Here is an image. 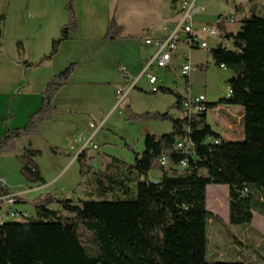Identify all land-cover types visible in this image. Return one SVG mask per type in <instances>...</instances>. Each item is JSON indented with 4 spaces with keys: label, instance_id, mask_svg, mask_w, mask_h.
<instances>
[{
    "label": "trees",
    "instance_id": "trees-1",
    "mask_svg": "<svg viewBox=\"0 0 264 264\" xmlns=\"http://www.w3.org/2000/svg\"><path fill=\"white\" fill-rule=\"evenodd\" d=\"M66 11L69 22L52 42L51 52L35 64L23 62L25 68L51 61L60 45L78 32L73 0H67ZM227 20L220 15L214 25L233 47L221 44L211 55L217 67L233 73L231 95L207 103L205 113L178 120L171 112H183L187 98L161 87L157 93L175 95V105L163 115L142 116L171 122L180 131L178 137L190 139L193 149L189 154L173 150L163 155L177 168L161 166L162 155L149 166L142 165L136 153L133 165L114 159L103 171H95V179L86 184L94 189V197L75 201L49 193L37 198L34 216L23 222H0V264H245L210 257L209 225L216 217L207 209V188L229 187L232 226H248L254 211L264 213L260 200L264 198V18L256 13L245 18L236 34L228 32ZM5 21L6 16L1 15L0 25ZM78 68L71 64L51 79L40 109L25 126L9 129L0 139V155L15 141L37 137L41 127L53 120L57 111L54 100ZM219 105L243 109V140L226 141L209 125L207 114ZM184 126L189 127L188 132L182 130ZM175 139L165 141V146L174 145ZM88 152L83 150L76 160L81 167L79 187L92 171ZM182 162L187 163L186 168L179 167ZM25 170L35 181L45 183L36 167L27 164ZM153 170L162 173L160 181L149 179ZM8 195L0 184V197ZM81 229L93 235L98 245L95 255L82 242Z\"/></svg>",
    "mask_w": 264,
    "mask_h": 264
},
{
    "label": "rangeland",
    "instance_id": "rangeland-1",
    "mask_svg": "<svg viewBox=\"0 0 264 264\" xmlns=\"http://www.w3.org/2000/svg\"><path fill=\"white\" fill-rule=\"evenodd\" d=\"M29 3L30 0H0V14L5 15L7 19L6 22L0 25L1 57L8 58L18 53L16 46L18 41L22 45H25V49L19 52L20 58L27 59L29 62L37 63L50 52L49 34L46 33L47 25L44 24L42 29L40 28V25L43 24L41 21L43 11L37 7L36 11L32 13L26 12ZM64 3L65 1L62 4L60 0H57L55 5L54 12L58 19L65 14ZM200 4L204 6V12L195 17L196 23L212 24L218 20L220 15L234 17L238 21V23H234V26L240 25V21L250 18L254 13L264 18V1L262 0H202ZM142 5L139 1L134 2L133 13L137 14L136 12ZM144 5H146L144 10L148 11L156 7L157 1L145 0ZM240 7L242 10L237 11V8ZM35 17L36 19H34ZM173 24L174 18L170 16L163 25H160L162 36H167L171 33ZM153 34H156V32ZM142 35L143 37L148 36L145 32ZM208 42V50H193L190 54L192 64L195 67L203 65L202 68H199L198 71L191 75L190 84L181 74L182 58H177L174 59L169 68H156L154 70L159 78L158 85H162V87L170 89L185 98H197L204 95L210 104L217 103L226 98L230 90L229 80L234 75L230 70L219 68L213 62L211 50L218 47L220 41L209 40ZM223 44L228 48L233 47L232 42L225 39L223 40ZM139 46L138 40L124 41L119 46H104L95 58L89 59L83 54L75 57L77 59L76 64L79 63L80 82H88L84 83L83 92H87L85 95H87L88 99L92 98V95L94 97L98 95L103 100H96V102L88 101L86 114H68L69 119L77 121L88 132H94L89 127L90 122L94 126H98L100 120L105 118L112 108H115L103 129L97 133L93 141V144L97 145L98 149L95 150L93 147L89 149L88 165L92 168V171L87 174L81 187H79L82 181L80 164L77 161L74 162L75 160L71 162L70 154L73 153L67 148L68 144L65 135L69 134L67 133L69 129H63L59 120L47 127L40 136L15 141L0 155V181L4 183V186L12 195L19 196V200L22 201V198L25 197L23 195L28 189H35L33 193L27 194L28 204L20 205L21 208H18L19 210L22 209V212L26 210L25 213L29 217L34 216L33 203L41 194L43 196H46L48 193L56 194L60 198L65 196L75 201L94 197V189L86 184L95 179V171H103L107 163L112 162L114 159L123 165H133L136 153H142L145 149V136L147 133L158 136L173 133L174 128L171 122L149 120L142 117L147 114L163 115L170 111L176 103V97L173 94L161 92L152 94V88L146 79H142L138 87L133 89L123 101H120L118 96L114 100L109 98V94L114 87L119 85V81L123 80L122 68L129 69V66H131L134 71L139 72L140 68L145 67L146 63L156 52V47H151L140 52ZM179 52L187 53L185 45H180ZM67 59L69 58H62L60 63H65ZM93 61L96 62V65L92 63ZM118 61L122 63L123 67L118 66ZM134 79L136 80V78ZM4 106V102H0V139L6 135L10 127L15 128L21 124L20 121H16L12 124L10 123L9 126L3 125L1 118ZM234 109L235 106L219 105L217 108L210 110L207 114L209 124L214 129L222 132V120L229 125H233V120L229 113H233ZM181 114L182 112L178 111L171 112L174 118ZM131 115L141 117L131 119ZM234 115L240 118L239 114L234 113ZM65 124L70 125V123ZM241 127L242 120L238 124V128L240 129ZM240 137L241 135L239 134L236 137H232V140ZM243 138L238 140H243ZM31 152L38 153L32 155ZM27 164H30V167L31 165L38 167L37 169L41 173V177L46 185L43 182L34 180V177L25 170ZM160 173L158 170H153L149 173L148 177L155 180L160 176ZM37 187H41V189L36 190ZM210 187L222 188L220 192L222 196L217 198L214 191L208 189V208L221 207V204H225L226 201L228 209V193H224L225 189H223V186L212 185ZM51 208L59 210L57 206H52ZM15 209L17 208L15 207ZM65 214L69 217L72 216L68 213ZM6 221L23 222L25 220L7 217ZM80 236L88 251L92 255H95L98 252V245L93 235L81 229ZM225 237L233 239L231 231L226 232ZM210 238L212 241H215L213 228H210Z\"/></svg>",
    "mask_w": 264,
    "mask_h": 264
},
{
    "label": "crops",
    "instance_id": "crops-1",
    "mask_svg": "<svg viewBox=\"0 0 264 264\" xmlns=\"http://www.w3.org/2000/svg\"><path fill=\"white\" fill-rule=\"evenodd\" d=\"M60 1L62 4L65 1V14H63L60 19L55 16L54 12L57 0H30V3L26 8V12L29 13L36 11L37 7L42 9L43 17L41 18V21L43 24L40 25V28L42 29L44 24L47 25L46 33L49 34L50 52L52 42L59 38L62 28L69 22V15L66 11L67 0ZM137 1L143 4V8L141 6V8L136 12L137 14H134V2ZM144 1L145 0H73V9L78 19L79 30L75 35H72L71 40L63 42L60 45L59 53L51 61L40 67L25 68L22 65L23 62L31 64L35 63L29 62L27 59L24 60L20 58L21 55L19 52L22 49H25L24 44H19L20 41L16 43L18 53L8 58L0 56V102H4L5 104L4 112L1 118L3 125L9 126L10 123L12 124L16 121H20V125L15 128L10 127L9 129L11 130L25 126L29 118L40 109L42 95L44 94L48 83L54 76L64 71L69 65L77 63V59H75V57L79 54H83L89 59L95 58L100 49L104 46H119L122 45L124 41L135 40L139 41V51L141 52L154 47L147 46L145 44L147 39L166 37L165 35L162 36L160 25H163L165 21L170 18V16L174 18V23L178 20V17L175 15V9L177 8L180 0H156V7L148 11L144 10V7H146V5H144ZM238 10H242V8H237V11ZM1 15L2 14H0V16ZM34 19H36V17ZM235 22L238 23L236 19ZM215 23L216 22L206 24L197 22V25L215 26ZM239 23H241V21ZM134 24L136 25L135 27ZM234 25L235 24L227 23L226 28L228 32L236 34L240 30L241 24L237 26ZM235 27L236 29H234ZM144 32L148 35L147 37H143L142 34H144ZM154 32H156V34H153ZM210 40L217 41L216 39ZM191 53L192 51H189L188 49L187 53H181L178 50L174 59L182 58L183 60L187 57L192 62L190 58ZM66 57L69 59H67L65 63L61 64L60 61L62 58ZM92 63L96 65L95 61ZM117 64L118 66L123 67L120 61H118ZM201 67H203V65H201ZM143 70L144 67L140 68L139 72H136V70L134 71L131 66H129V69L125 68V73L121 72L123 80L119 81V85L114 87L112 92L109 94V98H111V100L117 99L119 88H121V86H125L129 80H135L134 78L138 79ZM79 71L80 68L72 78L70 84L63 88L56 96L54 104L57 111L53 120L44 124L39 133V136L42 135L43 131L47 127L56 123L58 120L63 129H69L67 132L69 134H66L65 136L67 138V148H69V150L73 153L70 154L71 162H73V160L76 162L77 157L85 148L86 141L91 138L94 132H88L85 128H82L77 121L70 120L69 115H84L87 112L88 101L96 102V100H103V98H100L101 96L98 95L96 97L92 95V98H87V95H85L87 92H83L84 89L82 88L83 85H85L84 83L88 82H80ZM142 79L146 78H141L140 81ZM187 82L190 84V78L187 79ZM159 87L161 88L162 85ZM114 109L115 108H112L108 115L100 120L99 125L104 121L106 124ZM234 113L239 114L240 118H237ZM120 114L122 113L120 112ZM229 115L233 120V125H229L227 122L222 120V132L214 129L210 124L209 125L226 141H236L244 137L243 125L240 129L238 128L239 122L243 119L244 111L241 107L235 106L233 113H229ZM175 118L183 120L186 116L184 112H182L180 116H176ZM65 123H70V125H66ZM90 126L91 122L89 127ZM173 128V133L168 135L158 136L150 133L146 134L145 149L142 153H139V161L142 165L149 166L151 162L157 160L159 156H163L165 153L174 150L176 143L180 139L177 135L180 131L175 127V125H173ZM182 130L188 132L189 127L184 126ZM239 134L241 135L240 138L232 140V137H236ZM95 137L96 136H94L93 141ZM175 137L176 143L174 145L171 146V144H168L165 146V141ZM28 160L31 162L30 159ZM31 167L35 166L31 165ZM161 178L162 173H160V176L157 179L150 180L158 182ZM4 189L12 195L6 187H4ZM38 189H41V187H37L36 190ZM208 189H212L217 195V198L222 196L220 193L222 188L209 186L207 188V192ZM223 189H225L224 193H228L229 198V187L223 186ZM34 191L35 189L33 188L28 189L23 195V197L25 196L22 198L23 200H19L16 204V208L18 209L21 208L20 205L28 204L27 194L33 193ZM43 197H45V195L43 196V194H41L38 198ZM260 200L261 204L264 205V198L261 197ZM229 203L230 200L227 204L228 209L226 207V201L225 204H221V207L208 208L207 196V209L216 217V219L210 220L209 225L208 238L210 257L216 261H241L245 264H264V213L254 211L253 220L248 226H232L230 224ZM18 205L19 207H17ZM20 210L22 211V209ZM24 212H26V210ZM210 228L214 229L215 241H212L210 238ZM229 231H231L233 239L225 237L226 232Z\"/></svg>",
    "mask_w": 264,
    "mask_h": 264
},
{
    "label": "built area",
    "instance_id": "built-area-1",
    "mask_svg": "<svg viewBox=\"0 0 264 264\" xmlns=\"http://www.w3.org/2000/svg\"><path fill=\"white\" fill-rule=\"evenodd\" d=\"M202 0H180L177 8L175 9V15L178 20L173 24L172 31L164 38L158 39H147L145 44L147 46L156 47L155 54L146 63L141 76L136 80H129L125 86L119 88L118 99L123 101L124 98L133 90L138 87V83L141 78H146L149 85H151L152 94H156L159 87V78L154 72L156 68L167 69L172 65L176 53L179 50L181 44L185 45L189 51L193 50H208L210 39H216L220 41L218 46L223 44L224 35L219 30L217 26L202 25L198 26L195 17L204 12V6L200 4ZM227 23L234 24L235 18L228 17ZM199 68L192 64L189 58H184L182 60V65L180 67L181 74L186 79L190 78L191 75L198 71ZM226 70V68L221 67ZM121 72L125 73V69L122 68ZM125 93L124 96L122 94ZM231 95V89L229 91V96ZM228 96V97H229ZM207 98L201 95L197 98H187L183 104V112L186 117H191L194 115L202 114L207 112ZM105 121L98 126L91 124L90 128L94 130V134L91 138L86 141L85 149H90L93 147L95 150L98 149L96 145L92 144L94 136L103 129ZM218 143V142H216ZM193 149V144L188 138H180L176 143L174 150L182 151L185 154H189ZM82 150V151H83ZM158 162L161 166L165 168H177L168 157L162 156L159 158ZM180 168H186L187 163L182 162L179 166ZM34 171V169H33ZM1 186L4 188V183L0 181ZM19 201V196L8 195L0 197V222L6 221L7 217L14 219H24L29 218V215L25 212L15 209L16 204Z\"/></svg>",
    "mask_w": 264,
    "mask_h": 264
},
{
    "label": "water",
    "instance_id": "water-1",
    "mask_svg": "<svg viewBox=\"0 0 264 264\" xmlns=\"http://www.w3.org/2000/svg\"><path fill=\"white\" fill-rule=\"evenodd\" d=\"M80 155V154H79Z\"/></svg>",
    "mask_w": 264,
    "mask_h": 264
}]
</instances>
